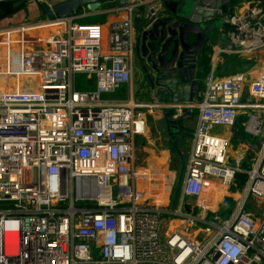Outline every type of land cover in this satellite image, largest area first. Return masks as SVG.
<instances>
[{
  "label": "built area",
  "instance_id": "built-area-1",
  "mask_svg": "<svg viewBox=\"0 0 264 264\" xmlns=\"http://www.w3.org/2000/svg\"><path fill=\"white\" fill-rule=\"evenodd\" d=\"M236 1L218 9L229 19L228 43L212 44L203 95L177 107L199 114L182 191L168 206L138 185L147 170L136 163V137L147 131L153 106L102 97L132 79L138 0L104 11L124 12L108 25L85 22L82 12L41 21L66 24L22 58L18 71L36 86L0 92V264H264V211L248 207L251 196L264 204V62L255 76L244 69L216 75L222 55L251 58L264 48L263 1ZM140 2L153 12L163 6ZM78 73L89 84L77 87ZM240 114L259 150L234 210L223 217L207 197L195 214L187 196H202L209 177L230 187L243 169L229 158V138L213 131ZM166 214L181 217L184 229L164 233ZM197 221L205 222L204 240L185 230Z\"/></svg>",
  "mask_w": 264,
  "mask_h": 264
},
{
  "label": "water",
  "instance_id": "water-1",
  "mask_svg": "<svg viewBox=\"0 0 264 264\" xmlns=\"http://www.w3.org/2000/svg\"><path fill=\"white\" fill-rule=\"evenodd\" d=\"M108 1L111 6L131 3V0H44L42 5L49 18H56L78 15L85 6L95 12ZM233 1L174 0L175 3L172 4L168 0L156 12L145 4L142 15L136 20V58L143 74L142 90L157 102H164L159 109L164 115L167 131L172 135L174 149L178 153H181L179 137L174 132L186 131L184 122L193 116L192 109L177 112L178 104L193 102L203 90L204 77L200 66L206 36L209 34L215 38V27L221 28L229 21L222 18L218 22L217 13L220 7H233ZM193 36L196 38L195 42L192 40ZM234 129L237 133L236 126ZM241 139L250 142L245 135ZM185 161L181 155L177 196ZM176 200L177 198L174 203Z\"/></svg>",
  "mask_w": 264,
  "mask_h": 264
},
{
  "label": "crops",
  "instance_id": "crops-1",
  "mask_svg": "<svg viewBox=\"0 0 264 264\" xmlns=\"http://www.w3.org/2000/svg\"><path fill=\"white\" fill-rule=\"evenodd\" d=\"M12 1H14V0H12ZM35 1H41V0H30L29 2H35ZM42 1H44V0H42ZM46 1L55 2L57 0H46ZM166 1H168V0H161L162 3L166 2ZM169 1L172 4L175 3L174 0H169ZM104 4L106 5V7L102 8V6H101V8L99 10L95 11V13H92L91 10H89L88 8H85V10L82 13H83V15H87V16L88 15L92 16V14H96V15H98V14H108V15L113 14L111 12L110 13H108V12L104 13V11L110 9L113 6H116L117 4H114L113 6H111L110 1L105 2ZM27 6L23 5L21 7L27 8ZM144 6H145V4L141 3L140 0H138L137 5L135 6V10H134V12H135L134 13L135 28L137 25L136 20L138 19V17H140L142 15ZM17 10H15V11H17ZM15 11H13V12H15ZM13 12H6V13L4 12V14L1 13L0 18L4 17L6 15H10ZM116 14H117L116 16H110L109 17V18H111V21L113 19H117V18L122 17L124 12L123 13L117 12ZM29 17H31V16H30V12L28 10L25 18L29 19ZM25 18L22 19L20 22H16V23L10 24V25H15L18 23L25 22V20H26ZM109 22L110 21H104L103 24L108 25ZM7 26H9V25H7ZM134 38H135V48H136V38H137V30L136 29H135ZM227 43L228 42L225 41V44H227ZM212 44H220V43L215 42V40H214ZM230 55H233V54H230ZM255 55H253V57ZM224 60H225V57H224V55H222L220 57L218 64L223 63ZM263 62L256 63L251 68H245L244 70H246L252 76H255L258 73ZM212 65H213V60L211 58V67H212ZM200 68L203 69V65H201ZM208 74H206V76L203 75V77H204V88L200 93V97L203 95V92L206 88V80H207ZM142 79H143V74H142L141 68L139 67V64L137 63L136 51H135L132 79L129 82L124 83L120 89L115 91L116 95H113V97H110V98L121 99V100H127L129 98H134L138 102L151 103L153 108H152L151 112L149 113L148 123L151 120V118L153 117V119L154 120L156 119L157 123L160 124V122H158V119L163 117L162 121H161V125L157 124L156 127L157 128L159 127V130H160V127L162 126V128L164 130V127L166 126L165 122H164V115L161 112V110L159 109L164 104V102H157L153 98L148 97L147 95L144 94L143 90H142L141 95H136V89H135L136 84H137V88H139V86L142 88ZM240 117L241 116H239L238 120L236 121V123L234 125H217V126L213 127V129H215V130L217 129V131H215L216 133L221 134V135L229 138V140H230L229 158L234 163L241 161V165H242L243 169L241 171L237 172L236 181L230 187H223L222 182L218 177H209L208 178V189L202 195L203 197H208V198H211L212 200H214L216 202V205L218 206V208L223 209L222 211L226 214L225 216L229 215L234 210L236 201H237V199L240 195V192H241L240 190L243 187L244 182L246 181V178H247V172H246L245 168H248L251 166L253 159L255 158V156L259 150V143L257 141L258 139L255 137H252L249 133L245 134V137L249 138L250 142H245L241 139V137L243 136V130L244 129L242 130V127H243L242 126V118H240ZM189 123H191V121L185 120L184 125H188ZM235 126L237 128V133L235 132V129H234ZM151 128H152V126H151ZM151 128H150V125H149V128L147 126V131L144 134H138L136 137V140H137L136 147H135L136 163L138 166L144 167L147 170L146 174L143 175L141 177V179L139 180L138 185L144 189L145 194L149 199H151L152 201L163 203V204L168 206V205H171L172 203H174L175 199L178 198V196L176 194L177 188L175 186V181L178 178L179 170L176 169L174 164H173V154H175V152H173L174 148H172V146H170L171 148H169L167 143L164 142V140H163L164 138L162 139V136H161V139L157 143L153 139L154 137L151 136L150 131H148ZM164 133H165V130H164ZM192 142H193V136H192ZM192 142L187 141V139L184 141L185 145H183V146L186 148L188 154H189V151L191 149ZM240 174H244V175L240 176ZM211 182L214 183V184H212L214 186V189L213 188L211 189V187H210ZM182 187H183V182L181 184V188H180L178 195L181 193ZM202 196L197 197V199L201 198ZM187 202L191 203V205L194 206V204L197 202L196 197L191 196V195L187 196ZM231 206H233V208H231ZM248 207H250L251 212H253L255 215H258L264 211V204L262 203L261 199L256 198L255 196H251L250 202L248 203ZM220 209H219V212L221 211ZM171 217H172L171 214H166L164 217L163 228H162L164 233L171 231L172 229H177V228L184 229L185 225L182 221V218H180V217L171 218ZM189 233L190 232L188 231V234Z\"/></svg>",
  "mask_w": 264,
  "mask_h": 264
},
{
  "label": "rangeland",
  "instance_id": "rangeland-1",
  "mask_svg": "<svg viewBox=\"0 0 264 264\" xmlns=\"http://www.w3.org/2000/svg\"><path fill=\"white\" fill-rule=\"evenodd\" d=\"M29 1L30 0H14V1H12V0H1L0 1V14L1 13L4 14V12L5 13L6 12H13V11L18 9L17 11L11 13L10 15H6V16L0 18V25L1 26H5V25L7 26L10 24H14L16 22H20L22 19L25 18L28 10H29L30 16H31V17H29V19L25 18L26 20L24 23H20L14 27H9V28H4V29L0 28V43H1V41L2 42L5 41V43L3 42L4 44H0V58H1L0 59V92H2L3 90H7V89H10V90H18V89L25 90L26 89L27 90L28 88L33 89L36 86V78H33L32 75L24 76L18 71V67L21 66L22 58H23L24 54H26V52H28L29 50L36 49L38 47L43 46L45 44L47 34L49 35V34L54 33L60 29H63L64 24H66V22H64L63 24H51L50 26H48L46 23L41 22V21L48 19V16L45 13V9L42 5V0L41 1H35V2H29ZM241 1L242 0H240V2ZM23 5H25V6L28 5V6H27V8H25V7L22 8L21 6H23ZM105 7H106L105 4L102 5V8H105ZM85 8H86V6L82 7L81 12H83L85 10ZM100 8H98V10ZM91 12H93V11H91ZM116 15H117L116 13H113L111 15H108V14H98V15L92 14V16L84 15L83 17H81V20H83L85 22L111 21V18H109V17L110 16H116ZM224 28L225 27L222 25L220 28L219 36L215 40V42H218L221 45H225V41H226V39L222 33ZM211 46H212V44H211ZM7 48L9 49V52H10V56H11L10 60L8 59V57L5 54L8 51ZM224 57L226 58L227 56L224 55ZM226 59H229V58H226ZM263 61H264V48L259 50L256 53V55L254 57H251V58H248L246 56H238L237 55V56H234V63L229 64L230 65L229 69L222 68V67H220V64H219V67H217L216 75L221 76V75L229 74V72L234 71V70H243L245 68H251L256 63H261ZM85 84H89V80H88L87 75L78 73L76 75V86L81 88ZM32 89H30V90H32ZM135 89H136V95L142 94V88L140 86H139V88H137V84H136ZM113 95H116V92H114V93L112 92L111 94L108 92L102 93L103 98L113 97ZM195 110L197 111V109H195ZM240 116H241L240 118L243 119V114H240ZM162 118L163 117L158 119V122H160V124H158L157 120L156 119L154 120L152 117L148 123V128H149V125H150V128H151V126H152V128L148 131H150L151 136L154 137L153 139L157 143L161 139V136H162V139L164 138L163 139L164 142H166L167 145L169 146V148H171L170 147L171 141L168 138V136L164 133L162 126L160 127V130H159V127L158 128L156 127L157 124L161 125ZM196 125H197V121H196ZM213 131L215 132V131H217V129L216 130L213 129ZM184 141L179 143V147L181 149V153L177 152L178 153L177 155L179 157L175 156V154H173V164H174L175 168L178 169L179 171H180V168L182 166V164L180 162L181 161V155L185 158V160H187V157H188L187 150L183 146V145H185ZM187 141L192 142V137L187 138ZM185 167H186V161H185ZM176 185H177V180L175 181V186ZM204 198H207V197L202 196L199 199H197V197H196V201H197L196 203L200 202ZM191 207H192L193 213H197L198 215L201 213V209L198 208L197 206L191 205ZM213 207L218 209V210L220 209V208H218L216 203L214 204ZM231 208H233V206H231ZM220 210H221L220 211L221 215L224 217L226 214L222 211L223 210L222 208ZM174 217H179V216L176 215V216H173L171 218H174ZM204 224H205V222L197 221L195 225L190 226L189 229L186 228L185 230L190 232L189 234L191 235V237L204 240L207 237V234L205 233V231H202V229H201Z\"/></svg>",
  "mask_w": 264,
  "mask_h": 264
},
{
  "label": "flooded vegetation",
  "instance_id": "flooded-vegetation-1",
  "mask_svg": "<svg viewBox=\"0 0 264 264\" xmlns=\"http://www.w3.org/2000/svg\"><path fill=\"white\" fill-rule=\"evenodd\" d=\"M237 1L236 0H234L233 1V5L232 6H234L235 5V3H236ZM221 8V7H220ZM223 8H228V7H223ZM180 11H183V10H180ZM217 19H218V22L220 21L221 22V18H220V14H219V12L217 13ZM217 24H219V23H217ZM224 26V25H223ZM215 27V26H214ZM215 33H214V35H215V38H212L211 36H209V34H207V39H206V41H205V43H204V47H203V51H202V53H201V55L203 54V53H205V51L207 50V48L213 43V41H214V39L216 40L217 39V36H219V32H220V28H216L215 27ZM216 34H218V35H216ZM195 37L193 36V38H192V40H193V42H195ZM199 54H198V58H199ZM190 58L191 59H193L191 56H190ZM138 63V62H137ZM195 109H197V111L195 110ZM192 111H193V116L190 118V119H187V121H191V123H189L188 125H184L186 128H187V130L186 131H183V130H178V131H176V132H174L175 134H177L178 135V137H179V143L180 142H182V141H184L185 139H187V138H190V137H192L193 135H194V131H195V126H196V121H197V119H198V114H199V108L198 107H196V108H192ZM164 122H165V127H164V130H165V134L169 137V139H170V141H171V146H172V148H174V140H173V138H172V135H170V133L167 131V124H166V121H165V118H164ZM173 152H175V156H178L177 154V151L174 149V151ZM179 157V156H178ZM177 157V158H178ZM179 159V158H178ZM180 161V160H179ZM181 162V161H180ZM180 172V171H179ZM184 176H185V170H184V173H183V177H182V180H181V184H182V182L184 181ZM178 184H179V174H178V178H177V185H176V188L178 187ZM176 191H177V189H176Z\"/></svg>",
  "mask_w": 264,
  "mask_h": 264
},
{
  "label": "trees",
  "instance_id": "trees-1",
  "mask_svg": "<svg viewBox=\"0 0 264 264\" xmlns=\"http://www.w3.org/2000/svg\"><path fill=\"white\" fill-rule=\"evenodd\" d=\"M262 1L264 3V0H262ZM211 51H212V46L210 45L202 57V65H203L202 74L204 76H206V74L209 73L210 68H211ZM226 56H227L226 58H229V59L225 58V61L223 63H219V64H220V67L225 68V69H229V67H230L229 64L234 63V56H237V55L226 54ZM219 64L217 67H219ZM235 71H237V70H234L231 72H235ZM231 72H229V73H231ZM242 130H243V127H242ZM245 134L246 133L243 130V135H245ZM242 175H244V174H240V176H242Z\"/></svg>",
  "mask_w": 264,
  "mask_h": 264
}]
</instances>
